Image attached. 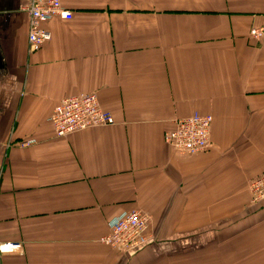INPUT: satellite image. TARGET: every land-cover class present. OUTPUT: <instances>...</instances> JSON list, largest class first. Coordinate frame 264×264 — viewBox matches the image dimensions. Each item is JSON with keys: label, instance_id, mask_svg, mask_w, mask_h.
I'll return each mask as SVG.
<instances>
[{"label": "crops", "instance_id": "1", "mask_svg": "<svg viewBox=\"0 0 264 264\" xmlns=\"http://www.w3.org/2000/svg\"><path fill=\"white\" fill-rule=\"evenodd\" d=\"M70 21L29 52L24 0H0V264H264V0H59ZM95 94L114 125L55 136L63 100ZM212 117L210 149L163 135ZM25 141L32 145L21 146ZM139 210L150 243L102 245Z\"/></svg>", "mask_w": 264, "mask_h": 264}, {"label": "built area", "instance_id": "2", "mask_svg": "<svg viewBox=\"0 0 264 264\" xmlns=\"http://www.w3.org/2000/svg\"><path fill=\"white\" fill-rule=\"evenodd\" d=\"M28 19L29 52L35 53L50 41V33L43 28L45 23L54 18L70 21L72 13L63 9L59 0H24L22 10ZM252 40L264 39V24L253 27L249 31ZM56 137L62 138L73 133L99 127L114 125L111 114L103 110L95 94H83L63 99L49 117ZM212 117L194 113L188 117L177 119L170 130L163 135L165 141L174 151L185 155H197L210 149ZM34 141H25L21 146L32 145ZM250 205L264 203V173L249 184ZM109 233L101 238L102 245L120 253L129 254L142 249L150 243L148 235L149 217L142 211L132 210L111 219L108 224ZM20 243L1 242L0 256L22 255Z\"/></svg>", "mask_w": 264, "mask_h": 264}]
</instances>
